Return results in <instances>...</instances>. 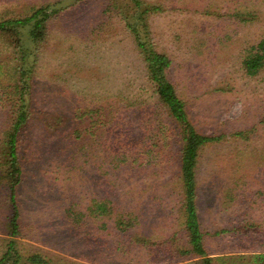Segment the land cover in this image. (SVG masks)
<instances>
[{"label":"rangeland","instance_id":"1","mask_svg":"<svg viewBox=\"0 0 264 264\" xmlns=\"http://www.w3.org/2000/svg\"><path fill=\"white\" fill-rule=\"evenodd\" d=\"M127 1L115 0L120 6ZM110 2L0 0V19L23 15L31 5L59 10L44 44L29 56L35 59L26 94L33 119L20 145L17 237L8 235L12 207L0 183L2 264H12L6 257L12 239L22 256L18 264H29L32 254L44 264H200L199 257L171 253L187 246L176 165L156 171L128 161L113 167L115 152L131 150L123 143L157 125L160 111L144 62ZM143 2L158 7L147 15L148 28L156 47L172 58L168 76L191 121L201 133L222 135L201 148L196 167L206 251L221 258L213 264H255L250 256L264 252V70L247 76L240 59L242 48L264 36V0ZM236 12L250 15L241 21ZM18 30L26 49L32 48L28 29ZM5 40L0 36V144L11 98ZM238 131L247 138L235 136ZM107 197L119 209L136 212L130 231L101 229L99 219L88 216L71 222L92 200Z\"/></svg>","mask_w":264,"mask_h":264},{"label":"trees","instance_id":"2","mask_svg":"<svg viewBox=\"0 0 264 264\" xmlns=\"http://www.w3.org/2000/svg\"><path fill=\"white\" fill-rule=\"evenodd\" d=\"M110 1L116 9V15L123 22L124 29L131 35L138 55L144 62L145 76L151 87V95L155 97L158 111H160L159 116L154 118L158 120L157 125L145 126L136 141L123 143L125 148L130 147L131 150L123 149L115 152L113 159L116 161L112 160L113 167L118 168L128 161L136 164L133 168L149 167L156 171L158 167H166L169 163L176 165V172L173 175L179 183L187 246L178 248L177 253L173 251L171 253L185 255L188 258L199 257L200 264H213L214 259L221 258L209 256L205 248L204 233L200 229L196 206V167L201 148L220 141L222 135L201 133L196 129L189 117L186 101L179 95L175 84L169 78L172 58L170 54L156 47L148 28L147 15L158 11V7L156 5L150 7L143 0H128L125 6H120L115 0ZM49 7L48 4L31 5L23 15L2 14L0 19V36L6 39L5 47L9 49L11 56L7 65L11 82L9 92L11 98L4 121L6 128L0 144V183L7 186L12 207L11 216L7 221L10 237H17L20 234L19 209L16 199L17 186L22 179L20 145L27 126L33 119L30 108L32 105L26 94L31 95L35 59L31 60L29 56H35L36 49L42 47L46 40L50 19L59 12V10H49ZM247 13L250 15L249 12H236L233 15L245 21L243 15ZM21 26L28 29L27 34L33 42V49H26L24 46L23 38L18 30ZM241 53L240 68L243 74L254 76L264 70V36L246 45ZM13 96L15 98L12 100ZM75 129L72 133L77 136ZM110 130L111 127L108 132ZM245 133L247 132L238 131L234 135L247 138ZM119 207L114 199L108 197L95 199L88 205L85 213L70 219L75 225L86 216L99 219L101 229L107 228L108 231L111 229L112 232L115 230L116 234L120 235L121 232L130 231L137 224L138 216L133 210L125 211ZM102 217L107 219L109 224L102 220ZM144 240L147 239L138 238L137 242L145 246L147 243L148 246L156 245L155 241ZM14 245L15 240H9L6 257L12 259V264H18L22 256ZM250 257L255 264H264V252H256ZM26 261L29 264L46 262L38 254L27 256ZM2 263L3 258L0 259V264Z\"/></svg>","mask_w":264,"mask_h":264}]
</instances>
